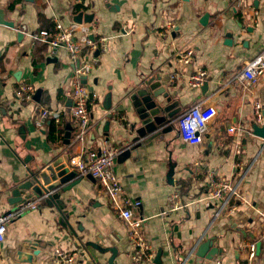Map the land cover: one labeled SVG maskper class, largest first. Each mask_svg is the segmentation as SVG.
Segmentation results:
<instances>
[{
	"label": "crops",
	"instance_id": "crops-1",
	"mask_svg": "<svg viewBox=\"0 0 264 264\" xmlns=\"http://www.w3.org/2000/svg\"><path fill=\"white\" fill-rule=\"evenodd\" d=\"M79 14L94 18L79 25L74 21ZM206 15L204 27L201 21ZM56 21L65 28L75 27L78 43L109 38L108 51L95 53L87 81L100 99L92 110V128L82 140L71 115L76 65L66 50L52 54L44 44L33 47L27 35L52 30ZM188 49L195 57L182 67L175 54ZM261 54L264 0H244V4L238 0H0V215L19 205L10 203L13 191L28 180L29 169L111 147L119 150L114 169L124 196L139 203L133 213L144 220L143 231L153 248L154 258L147 264L185 260L186 264H248L252 244L256 245L252 264H264V140L251 136L244 144L254 124L264 125V76L250 88L238 80L246 62ZM199 72H206V77L202 86L194 88L190 77ZM147 79L168 88L172 102L180 103V116L199 102L215 106L217 116L201 145L183 142L176 121L166 135L124 154L129 97ZM23 85L34 88L32 102L17 98ZM108 95L110 110L105 108ZM256 104L262 107V121L255 116ZM43 109L59 113L60 123L49 121L39 127ZM232 127L238 130L235 135L229 133ZM238 146H242L239 158ZM238 161L251 167L241 184L245 201L215 218L217 206L206 199L209 174L234 184ZM176 192L186 207L171 211L169 198ZM23 197L24 201L39 198ZM62 200L68 204L64 213L69 226L60 224L55 207L43 199L36 211L8 226L0 245V264H53L56 249L79 252L76 264H92L77 249L88 242L106 250L116 248L115 264H135L128 225L98 182L83 178ZM210 239L215 240L217 256L212 261L198 258L195 249ZM257 242L262 244L260 253ZM89 251L99 256L94 249ZM101 257V264H108L111 253Z\"/></svg>",
	"mask_w": 264,
	"mask_h": 264
},
{
	"label": "built area",
	"instance_id": "built-area-1",
	"mask_svg": "<svg viewBox=\"0 0 264 264\" xmlns=\"http://www.w3.org/2000/svg\"><path fill=\"white\" fill-rule=\"evenodd\" d=\"M239 4H244V0H238ZM257 16L258 13L254 12ZM76 28H65L64 25L56 21V25L52 30H43L35 33L27 34L31 39V45L44 44L48 47L52 54H56L58 50L64 49L68 52L71 62L76 65V70L72 77L71 91L73 106L71 115L79 128L78 139L82 140L87 132L92 128V110L99 103L100 96L97 92L92 91L84 80L88 81L92 75L95 53L107 52L109 48V38H100L98 40H86L84 43H78L75 39ZM178 63L182 66H189L195 57L192 49L178 51L176 54ZM264 76V54L246 62L243 70L238 76V80L242 85L250 88L258 83ZM206 72H199L190 77V85L199 88L203 85ZM174 79H176L174 77ZM34 88L32 86H21L17 92V98L23 103L33 101ZM217 116V109L210 105L207 101L199 102L193 105L188 111L182 114L177 120V129L180 138L186 144L198 146L204 141V136L208 131L209 125ZM255 116L259 121L263 120L262 107L255 105ZM49 121L56 124L60 123V114L43 109L37 125L42 127ZM130 128V125L127 124ZM237 128L232 127L229 133L235 135ZM242 153V146H238L235 150L236 156L239 158ZM119 155V150L106 147L101 151H90L85 156H74L68 162V169L76 172L80 178H92L99 183L105 193L109 204L115 209L120 217L126 222L129 229V243L132 248V261L135 264H147L154 258L153 248L143 231L144 220L136 217L133 213L134 209L139 206L138 202L125 198V192L121 183V179L115 172V164ZM250 166H246L243 162L238 161L235 164V176L238 177L236 183H232L224 177H217L214 173L209 174L206 199L211 204H216L217 210L215 218L220 217L222 213L229 210H236L240 202H244L245 198L240 192L241 184L250 171ZM42 198L35 200L23 201L15 208L0 215V245L5 242L8 226L20 219L24 215L36 211ZM169 206L171 211L182 210L186 207L183 198L179 192L171 195L169 198ZM79 252L66 253L62 249H56L53 264H76ZM256 258V245L252 244L249 248L248 264H252ZM185 260L183 264H186Z\"/></svg>",
	"mask_w": 264,
	"mask_h": 264
},
{
	"label": "water",
	"instance_id": "water-1",
	"mask_svg": "<svg viewBox=\"0 0 264 264\" xmlns=\"http://www.w3.org/2000/svg\"><path fill=\"white\" fill-rule=\"evenodd\" d=\"M94 18L93 15L79 14L75 17V23L81 25L83 22L89 23ZM209 15H206L201 21V25L207 26ZM3 25L14 27V24L3 22ZM227 38L232 41L233 35L228 34ZM231 43V42H229ZM100 52H96V56H99ZM83 83H87L86 80ZM207 84H204L202 91L205 93ZM41 91L37 92L36 98L39 97ZM131 107L127 110V114L130 118V128L127 129L125 138L124 154L128 155L133 149L138 148L143 143L150 142L152 139L166 135L173 129L174 123L178 120L181 114V108L179 102H172L171 94L166 86H162L161 83L155 82L154 79H147L143 81L133 91L129 97ZM105 108L110 110L112 108L111 95H108ZM109 127V123L107 124ZM254 136L264 140V125L254 124L253 133L249 132L245 135L244 144H247L250 137ZM68 162H56L43 167H39L37 170L29 169V178L13 191L12 205L20 204L24 201V197L33 198L39 197L48 201L49 206H54L56 212L60 217V224L63 226H69L66 219L64 210L67 205L62 196L70 192L75 186L80 184L81 179L76 172L68 169ZM72 233L77 237L76 232L72 230ZM245 238L247 237L244 235ZM214 239H210L199 245L195 250L196 256L201 259L212 261L217 256L219 250L213 247ZM83 245V244H82ZM77 246V249L81 251V257L87 262L92 264H101V256L111 253V257L108 264H115V260L119 254L116 248L109 250L101 248L99 245L88 242L83 245ZM213 247V248H212ZM262 244L257 242V252L260 253ZM89 248L94 249L99 253L94 255L89 251ZM101 255V256H100ZM162 251L157 255V262L160 263V257Z\"/></svg>",
	"mask_w": 264,
	"mask_h": 264
},
{
	"label": "trees",
	"instance_id": "trees-1",
	"mask_svg": "<svg viewBox=\"0 0 264 264\" xmlns=\"http://www.w3.org/2000/svg\"><path fill=\"white\" fill-rule=\"evenodd\" d=\"M52 127H54V126H52Z\"/></svg>",
	"mask_w": 264,
	"mask_h": 264
}]
</instances>
